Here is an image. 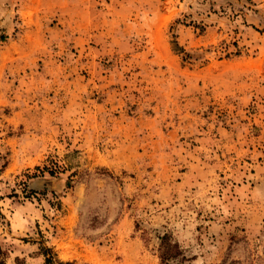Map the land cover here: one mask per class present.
Instances as JSON below:
<instances>
[{"label":"rangeland","instance_id":"1","mask_svg":"<svg viewBox=\"0 0 264 264\" xmlns=\"http://www.w3.org/2000/svg\"><path fill=\"white\" fill-rule=\"evenodd\" d=\"M165 233L264 264V0H0V262L161 264Z\"/></svg>","mask_w":264,"mask_h":264},{"label":"trees","instance_id":"2","mask_svg":"<svg viewBox=\"0 0 264 264\" xmlns=\"http://www.w3.org/2000/svg\"><path fill=\"white\" fill-rule=\"evenodd\" d=\"M174 43V49L179 51L180 46L178 42ZM159 250H160V259L161 264H181L184 260H186V256L184 255L183 250L181 249L180 245L172 239L170 233H165L159 235ZM3 249L0 244V257L3 255ZM43 253L46 256V263L52 264L53 258L48 256V251L46 248H43ZM3 264V262H0ZM66 264H76L74 262H66Z\"/></svg>","mask_w":264,"mask_h":264}]
</instances>
